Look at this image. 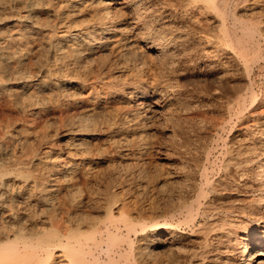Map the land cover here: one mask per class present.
<instances>
[{
    "label": "bare ground",
    "instance_id": "6f19581e",
    "mask_svg": "<svg viewBox=\"0 0 264 264\" xmlns=\"http://www.w3.org/2000/svg\"><path fill=\"white\" fill-rule=\"evenodd\" d=\"M262 45L264 0H0V264H264Z\"/></svg>",
    "mask_w": 264,
    "mask_h": 264
},
{
    "label": "rangeland",
    "instance_id": "374dc122",
    "mask_svg": "<svg viewBox=\"0 0 264 264\" xmlns=\"http://www.w3.org/2000/svg\"><path fill=\"white\" fill-rule=\"evenodd\" d=\"M263 47H262V53H264V45H262ZM262 63H263V61H261ZM255 72L257 73V77H256V82H257V84L255 85V89L257 90V91H260L259 89H262L263 88V86H264V73H262V72H264V68L260 71V72H258V70H257V68H255ZM186 77H190V74L189 73H187L186 75H185V77H182V78H180V82L181 83H188L187 81H186ZM260 83V84H259ZM257 86V87H256ZM6 112V113H5ZM55 113H59V111L58 110H55L54 111ZM53 112V118L55 119V118H57V119H55L54 121H56L57 120V122L59 121V119L58 118H60V117H63V115L64 114H62V116H60V113H59V115L58 114H55ZM16 114V113H15ZM14 114V111H12V112H8V111H5V110H0V123H2L1 125H0V127H1V129L0 130H3V132L6 130L5 128H6V126H5V122H6V119H9L10 121H12V122H14V126L16 127V128H18L19 126V124H20V122H18L20 119H19V117L18 116H16ZM8 115L10 116V117H8ZM55 115V116H54ZM5 116V117H4ZM65 116V115H64ZM5 119V120H4ZM18 120V121H17ZM5 121V122H4ZM17 122V123H16ZM5 123V124H4ZM55 125H52L51 127L49 126V131L51 132L54 128H52V127H54ZM5 130H4V129ZM50 129H52V130H50ZM3 132L2 131H0V133L1 134H3ZM52 133V132H51ZM227 133V134H226ZM222 135H220V137H215L214 138V140H212V142L210 143V145H209V147H208V150H209V152H208V150H207V156H208V159H209V162L207 161L206 162V165H207V167H208V169H209V167H210V169H209V176H211V178L210 179H215L216 178V176H218L222 171H221V166H222V162H223V159H224V152H225V149H224V144L230 139V137H231V128H229V126L228 127H226V129L221 133ZM153 138V140L155 139V151H154V153H153V158H152V168H151V173L154 175L155 173H156V171L157 170H159V168H161V166L162 167H164V166H166L167 165V163H168V165L169 164H171V163H175V158L171 155V150H168V147H169V143H170V141H168L167 140V138L168 137H162V136H156V137H152ZM158 138V139H157ZM218 138V139H217ZM157 139V140H156ZM159 140V141H158ZM168 142H167V141ZM160 142V143H159ZM166 142V143H165ZM160 144V145H159ZM164 144V145H163ZM169 144V145H168ZM158 145V146H157ZM157 148V149H156ZM216 148V149H215ZM156 150L158 151V152H156ZM164 150V151H163ZM166 150V151H165ZM169 151V152H168ZM219 151H221V152H219ZM223 152V153H222ZM167 153V154H166ZM217 153V154H216ZM157 154V155H156ZM169 154H170V156H169ZM209 154V155H208ZM156 158V159H155ZM218 158V159H217ZM157 162H156V161ZM220 161V162H219ZM161 162H162V164H161ZM165 165H164V164ZM156 166H155V165ZM214 165V166H213ZM156 167V168H155ZM157 167H158V169H157ZM213 168V169H212ZM220 170H219V169ZM155 169V170H154ZM218 169V170H217ZM218 171V172H217ZM215 172V173H214ZM214 173V174H213ZM212 175H214V176H212ZM151 189V188H150ZM149 194L148 195H145V196H143L142 194L141 195H137V197H138V200H139V203H138V207L139 206H141V204H146L147 203V201L149 200ZM142 197H144V199L142 198ZM141 201V202H140ZM180 230H182V231H185L186 230V232H188L189 230L187 229V228H185L184 227V225H181L180 226Z\"/></svg>",
    "mask_w": 264,
    "mask_h": 264
}]
</instances>
